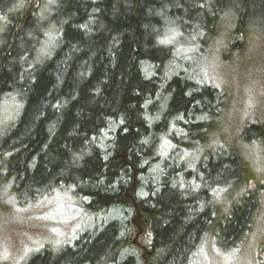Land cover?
Returning <instances> with one entry per match:
<instances>
[{
	"label": "trees",
	"instance_id": "trees-1",
	"mask_svg": "<svg viewBox=\"0 0 264 264\" xmlns=\"http://www.w3.org/2000/svg\"><path fill=\"white\" fill-rule=\"evenodd\" d=\"M260 26L264 0H0V212L68 190L109 215L27 264H188L245 242L264 121L220 133L225 90L197 88L163 39L201 52L225 27L236 51ZM162 135L169 158L152 154Z\"/></svg>",
	"mask_w": 264,
	"mask_h": 264
},
{
	"label": "rangeland",
	"instance_id": "rangeland-1",
	"mask_svg": "<svg viewBox=\"0 0 264 264\" xmlns=\"http://www.w3.org/2000/svg\"><path fill=\"white\" fill-rule=\"evenodd\" d=\"M218 29L224 35L220 46L213 44L209 47V41L201 52L192 43L187 46L175 35L165 37L163 43H178L175 59L185 61L186 72L191 78L195 77L199 84L197 88L210 86L217 94L225 90L224 101H227L228 107L225 105L219 119L220 133L232 135L238 124H246L254 119L264 121V34L252 29L251 35H246V45L232 51L228 46L226 28ZM260 29L264 27L260 26ZM178 66L175 64L176 68ZM9 108L7 104L2 105L0 116L5 115ZM226 123L231 125L226 127ZM159 139V150L156 146L152 147V154L156 152L160 158H169L170 144L165 135ZM254 149L257 151H253L252 161L264 179V144ZM262 192L252 232L240 247L222 253L214 246L205 244L188 264H261L264 260V190ZM77 201L71 191L57 190L32 203L21 207L13 205L7 212H0V264H27L44 248L59 251L63 246H72L86 232L95 233L109 218V215L102 216L105 220L101 216L90 217L76 207Z\"/></svg>",
	"mask_w": 264,
	"mask_h": 264
}]
</instances>
